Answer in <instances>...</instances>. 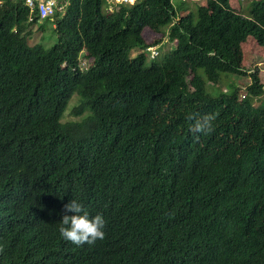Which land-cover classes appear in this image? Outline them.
I'll list each match as a JSON object with an SVG mask.
<instances>
[{
    "label": "trees",
    "instance_id": "obj_1",
    "mask_svg": "<svg viewBox=\"0 0 264 264\" xmlns=\"http://www.w3.org/2000/svg\"><path fill=\"white\" fill-rule=\"evenodd\" d=\"M0 2V264H264V85L242 50L264 46V0L248 17L230 0H72L49 49L25 0ZM147 28L175 47L153 58ZM223 74L249 75L247 95H212ZM71 199L104 240L60 236Z\"/></svg>",
    "mask_w": 264,
    "mask_h": 264
},
{
    "label": "rangeland",
    "instance_id": "obj_2",
    "mask_svg": "<svg viewBox=\"0 0 264 264\" xmlns=\"http://www.w3.org/2000/svg\"><path fill=\"white\" fill-rule=\"evenodd\" d=\"M257 0H230V4L232 8L242 14L245 17L249 16V11L253 7V3ZM182 2V0H173L175 5H178ZM207 0H187L186 4L189 6L191 11L195 10L198 5L206 4ZM109 11L112 8H108ZM41 29V30H40ZM31 38L29 40L31 46L39 47L44 49L51 48L57 41V34L55 32V25L53 22L44 20L42 23H39L33 27L31 30ZM167 32L164 34H156L149 28L144 30V38L147 42L152 43L155 42V46L151 51L152 56H157L159 53H165L167 50L175 47V42H171L167 35ZM244 60L243 65L244 69L248 71V73H259V78L261 83L264 85V46L258 45L252 36L248 37L246 42L242 45ZM155 51V53H152ZM139 53L138 50L133 52V56H136ZM81 63H86L84 59L81 60ZM151 63L149 59L147 65ZM83 66V65H82ZM203 73V71H201ZM221 82L213 88L212 86H208V91L216 96L220 91L228 93L231 85L233 87H238L240 90L241 98L247 95V88L252 84V78L248 76H238V75H222ZM190 77V81H191ZM255 105L261 106L264 105V94L260 97H254ZM75 102V99L72 101V104ZM66 119L75 120V118L71 117L69 112L66 114Z\"/></svg>",
    "mask_w": 264,
    "mask_h": 264
},
{
    "label": "clouds",
    "instance_id": "obj_3",
    "mask_svg": "<svg viewBox=\"0 0 264 264\" xmlns=\"http://www.w3.org/2000/svg\"><path fill=\"white\" fill-rule=\"evenodd\" d=\"M107 6L105 11L107 13H112L116 7L119 6H133V4H114L112 0H105ZM187 2V0H184ZM72 0H59L58 5L63 7L62 11H57L53 16L46 19H39L37 16L31 15L29 17V22H33L37 19L38 23H42L44 20H51L54 23L56 15H65L67 9L70 7ZM1 3V2H0ZM112 8L109 11L108 8ZM55 25V24H54ZM153 46L148 50L152 51ZM159 54V52H158ZM157 54V56H158ZM152 56V55H151ZM155 56V57H157ZM153 57V56H152ZM154 58V57H153ZM186 119L190 122V130L193 133H202L204 135L211 134L215 129L213 126V121L216 119L214 114L199 115L198 113H188ZM63 215L61 222L59 223V234L67 242L81 247L84 245H93L98 240L102 241L105 239V226L106 221L101 214H96L95 216H90L88 210L85 208L84 204L77 199H71L67 204L64 205ZM71 213V215H69Z\"/></svg>",
    "mask_w": 264,
    "mask_h": 264
},
{
    "label": "built area",
    "instance_id": "obj_4",
    "mask_svg": "<svg viewBox=\"0 0 264 264\" xmlns=\"http://www.w3.org/2000/svg\"><path fill=\"white\" fill-rule=\"evenodd\" d=\"M58 2L59 0H25V7L29 9L30 19H33V16H37L43 20L53 16L57 11L63 10V7L59 6ZM112 2L117 5L133 4L135 0H112ZM152 53H155V51Z\"/></svg>",
    "mask_w": 264,
    "mask_h": 264
}]
</instances>
